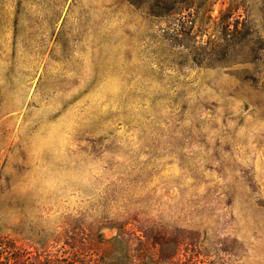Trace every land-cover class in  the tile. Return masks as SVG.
Masks as SVG:
<instances>
[{
  "label": "rangeland",
  "instance_id": "1",
  "mask_svg": "<svg viewBox=\"0 0 264 264\" xmlns=\"http://www.w3.org/2000/svg\"><path fill=\"white\" fill-rule=\"evenodd\" d=\"M192 2L172 46L169 0H0L1 238L70 256L83 217L172 235L175 264H264V0ZM229 7L262 41L192 51Z\"/></svg>",
  "mask_w": 264,
  "mask_h": 264
},
{
  "label": "trees",
  "instance_id": "2",
  "mask_svg": "<svg viewBox=\"0 0 264 264\" xmlns=\"http://www.w3.org/2000/svg\"><path fill=\"white\" fill-rule=\"evenodd\" d=\"M166 12L161 16L167 23V29L163 33L164 39L169 45H181L184 40L194 38L192 35L194 22L190 19V13L181 18L176 17L193 7L192 0H169ZM202 7V6H199ZM241 10V8L238 7ZM229 7L221 13L218 26L221 25V36L215 40L208 36L205 44L190 47L199 54H207L209 57H225L231 52L242 47L245 42L252 41L253 34L256 43L261 36L250 26L241 11ZM184 17V18H183ZM178 27H175V24ZM176 31V33H175ZM177 34V36H176ZM179 35V36H178ZM254 43V42H253ZM255 45V43H254ZM260 45L251 48L255 52ZM115 229L117 232L107 237L103 230ZM72 235L65 231L67 236L65 243L72 249L70 256L52 255L51 252H39L28 255L9 240L0 236V264H175V257L179 253L183 242L172 235L160 230L150 234L136 235V231L128 228L127 222H88L80 217L74 222ZM55 242L58 240L54 239ZM45 247L44 242H37Z\"/></svg>",
  "mask_w": 264,
  "mask_h": 264
}]
</instances>
